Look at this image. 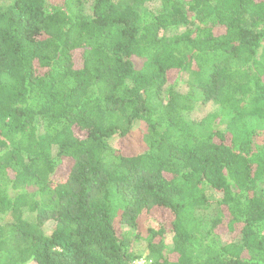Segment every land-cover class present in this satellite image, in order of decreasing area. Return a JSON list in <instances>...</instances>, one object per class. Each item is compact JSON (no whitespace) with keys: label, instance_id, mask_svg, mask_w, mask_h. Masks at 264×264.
<instances>
[{"label":"trees","instance_id":"obj_1","mask_svg":"<svg viewBox=\"0 0 264 264\" xmlns=\"http://www.w3.org/2000/svg\"><path fill=\"white\" fill-rule=\"evenodd\" d=\"M140 260L264 264V0H0V264Z\"/></svg>","mask_w":264,"mask_h":264},{"label":"rangeland","instance_id":"obj_2","mask_svg":"<svg viewBox=\"0 0 264 264\" xmlns=\"http://www.w3.org/2000/svg\"><path fill=\"white\" fill-rule=\"evenodd\" d=\"M150 9H152V10H155V9H157L158 7H159V2H157V1H152V2H148L147 4H146ZM180 30V29H179ZM179 30H177V31H179ZM262 50H260L259 52H261ZM174 78H175V76L173 75V74H170V79L171 80H174ZM211 108H212V106L211 105H207V106H205V107H203L202 109H199L197 112H196V114H194V117H196V118H200V117H202L205 113H207L208 111H210L211 110ZM110 141V144L112 145V146H115V147H117V145H118V139H117V136H113V138H111V140H109ZM129 148V147H128ZM130 149V148H129ZM132 152H133V150L131 151V154H132ZM147 225H152V226H157V224H156V222L155 221H153V220H149V221H147V223H146ZM48 233H49V231H48ZM222 240H223V242L224 241H229V238L227 237V236H223V238H222ZM28 264H35L33 261H30V262H28Z\"/></svg>","mask_w":264,"mask_h":264},{"label":"built area","instance_id":"obj_3","mask_svg":"<svg viewBox=\"0 0 264 264\" xmlns=\"http://www.w3.org/2000/svg\"><path fill=\"white\" fill-rule=\"evenodd\" d=\"M133 264H146V263H145V261H143V260H140V261H138V262H135V263H133Z\"/></svg>","mask_w":264,"mask_h":264}]
</instances>
